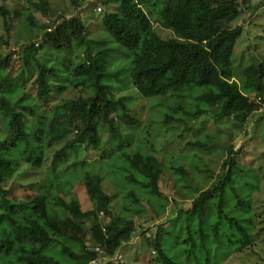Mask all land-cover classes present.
I'll use <instances>...</instances> for the list:
<instances>
[{"label": "trees", "instance_id": "trees-1", "mask_svg": "<svg viewBox=\"0 0 264 264\" xmlns=\"http://www.w3.org/2000/svg\"><path fill=\"white\" fill-rule=\"evenodd\" d=\"M26 1L47 16V0ZM70 1L79 13L73 19L58 16L59 22L39 24L34 14L25 16L26 25L19 27L24 40L20 60L15 63L12 55L0 54V264H112L120 248L155 221L141 216L144 203L157 216L163 215L168 205L160 202L164 164L155 157L148 138L150 151L121 155L128 165L123 188H130L123 201L132 215L123 227L116 224L113 198L104 192L103 178L95 172L88 171L84 177L93 206L89 211L76 198L67 202L61 197L58 182L51 177L55 171L42 194L24 200L10 196L9 184L21 168H41L55 144L66 143L59 154L79 147L91 150L108 133L111 157L121 151V145L114 146L122 142L119 127L139 121L130 115L124 98L114 100L115 92L131 86L149 100L171 101L159 126L183 124L185 132L208 114L232 119L243 129L250 121L258 123L257 113L264 106V63L234 70L233 55L245 30L235 25L248 0H98L105 9L116 5V11L104 14L101 21L107 46L87 38V26L80 18L85 3L92 0ZM10 15L0 5L7 32L14 31V15ZM153 20L172 37L158 35ZM39 30L43 31L40 39ZM101 45L102 50L96 48ZM45 48L50 59L42 60L39 52ZM68 52L74 59L61 61V66L69 87L87 90L89 96L63 102L59 109L64 112L50 121L38 117L34 124L33 117L51 96V81L61 79L50 65L51 56L55 60ZM12 73H16L14 83ZM22 78L27 80L21 83ZM27 82L36 89L37 104L26 101ZM208 107H217L218 112ZM209 139L189 142L187 150L211 153L218 147L210 146L213 138ZM236 153L234 146L228 147L219 178L183 205L167 230L158 229L147 240L155 251L153 264L224 263L254 245L258 219L253 196L261 190L260 181L242 182L236 177ZM169 170L183 183L187 175L183 168L170 164ZM57 206L64 209L62 216L50 212ZM104 214L110 217L108 224L101 223ZM137 218L144 220L139 228Z\"/></svg>", "mask_w": 264, "mask_h": 264}, {"label": "rangeland", "instance_id": "rangeland-1", "mask_svg": "<svg viewBox=\"0 0 264 264\" xmlns=\"http://www.w3.org/2000/svg\"><path fill=\"white\" fill-rule=\"evenodd\" d=\"M0 5L10 11V16L14 15L11 18L13 20L11 23L14 26L13 32L6 31L4 19L0 18V54L2 57L12 55V62L15 63L16 59L20 60L18 54L21 52V44L24 43L23 32L19 27L26 25V15L34 14L39 24L48 23V20L53 23L58 20V16L69 20L79 15L70 0H47V16L32 8L26 0H0ZM246 5L247 10L242 13L235 25L243 26L245 29L237 42L233 55L236 73L252 64L259 63V61L264 63V0H248ZM111 11H116V5L105 9L98 0L85 3L84 12L80 18L87 26L86 34H88L87 38L90 41L98 45L104 41L107 46L108 37L106 31L103 30L101 21L104 14L111 13ZM16 12L19 15H15ZM153 24L157 34L162 38L169 39L172 37L169 32L160 27L156 20H153ZM38 32L40 39L43 31L39 30ZM50 43L52 46V41ZM45 45L46 43L43 44V46ZM96 48L102 50L103 46ZM45 51L46 48L39 52L42 60L44 58L50 59ZM73 59L74 55L69 52L55 60L51 56L50 65L57 70L61 79L51 81L53 85L51 96L48 103L43 104L42 109L38 110L36 116L33 117L34 124L38 122V117L50 121L54 114L64 112V108L59 109L63 102L81 96H89L87 90H76L69 87L68 75L61 66V61L69 62ZM15 75L16 73H12V83L16 81ZM26 80L27 78H22L21 83ZM21 83L19 81V84ZM25 92L27 102L38 103L36 101V89L31 86L30 82L26 83ZM113 96L114 100L124 98L130 115L139 121L134 126L121 125L119 127L122 142H118V145L116 143L114 146L121 145V151H117L111 157L113 146L109 141L108 133H103L101 144L97 148H91V150L79 147L74 151L59 154V150L66 143L55 144L46 153L41 168L37 169L26 165L21 168L18 175L9 184L10 196L17 200H24L42 194L48 185V176L55 171L56 176L51 177L52 179L56 178L61 197L67 202L76 198L81 202L83 210L89 211L93 206L86 194L84 177L88 171L95 172L103 178L102 189L104 192L113 198L111 210L116 224L118 227H123L126 218L132 215L129 210L125 209L126 206H124L123 201V197L125 198L130 188H123L126 182L125 176H127L125 167L128 165L121 155L123 153L131 155L137 150L150 151L152 148L150 147L149 150L150 145L146 140L148 138L153 143L152 150L155 157L164 164L159 184L164 197L160 202H167L168 205L165 206L166 210L163 215L157 216L151 205L144 203V212L141 216L149 217L148 220L153 218L155 221L146 226L144 230L139 231L130 242L125 243L112 260V264H153L155 251L149 246L147 240L154 237L158 229L167 230L172 224L168 223L169 220L183 211L182 206L192 202V199L198 196V191L210 187L211 183L219 178L222 172V163L227 156V149L232 145L234 152H237L235 160L236 177H239L242 182L245 179L255 180L256 178L260 181L261 190L254 193L253 196V213L258 219L254 233L255 243L242 253L232 255L224 263L211 264H264V106L257 113L258 123L250 121L243 129L237 127L232 119H216L212 114H208L192 124L191 131L185 132L183 124L160 127L171 101L149 100L131 86L122 92H115ZM251 97H255V95H251ZM192 104H196L195 101ZM208 109L212 113L218 112L217 107H208ZM39 123L41 124V122ZM0 133H3L1 124ZM180 136L183 137L180 138ZM211 137L213 141L210 146L217 145L218 147L211 153L199 151L190 153L187 150L189 142L210 141L209 138ZM170 164L176 169L181 167L185 170L187 175L183 179V183L178 181L172 171L169 170ZM207 170L209 172H204ZM182 184L189 189L184 190L181 187ZM50 212L62 216L64 209L58 206L51 207ZM136 220L137 228H139V223L144 220L138 218ZM109 222L110 217L107 214L101 215V223L108 224ZM172 235L175 236V234ZM100 252L101 254L105 253L102 249ZM117 257L121 261H116Z\"/></svg>", "mask_w": 264, "mask_h": 264}, {"label": "clouds", "instance_id": "clouds-1", "mask_svg": "<svg viewBox=\"0 0 264 264\" xmlns=\"http://www.w3.org/2000/svg\"><path fill=\"white\" fill-rule=\"evenodd\" d=\"M116 261H121L120 259H118V257L116 258Z\"/></svg>", "mask_w": 264, "mask_h": 264}]
</instances>
